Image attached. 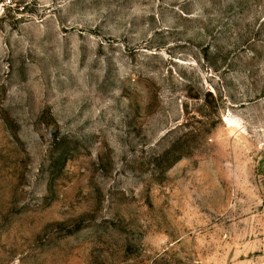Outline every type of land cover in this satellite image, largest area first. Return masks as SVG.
I'll return each mask as SVG.
<instances>
[{"label":"rangeland","instance_id":"rangeland-1","mask_svg":"<svg viewBox=\"0 0 264 264\" xmlns=\"http://www.w3.org/2000/svg\"><path fill=\"white\" fill-rule=\"evenodd\" d=\"M0 264H264V0H7Z\"/></svg>","mask_w":264,"mask_h":264},{"label":"built area","instance_id":"built-area-1","mask_svg":"<svg viewBox=\"0 0 264 264\" xmlns=\"http://www.w3.org/2000/svg\"><path fill=\"white\" fill-rule=\"evenodd\" d=\"M7 8V0H0V18H2L6 14Z\"/></svg>","mask_w":264,"mask_h":264}]
</instances>
